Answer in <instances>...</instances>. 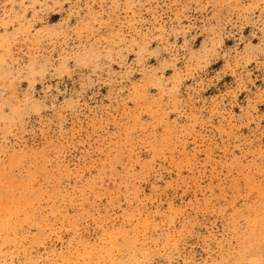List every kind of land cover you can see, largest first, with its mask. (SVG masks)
<instances>
[{
  "label": "rangeland",
  "instance_id": "obj_1",
  "mask_svg": "<svg viewBox=\"0 0 264 264\" xmlns=\"http://www.w3.org/2000/svg\"><path fill=\"white\" fill-rule=\"evenodd\" d=\"M0 264H264V0H0Z\"/></svg>",
  "mask_w": 264,
  "mask_h": 264
}]
</instances>
